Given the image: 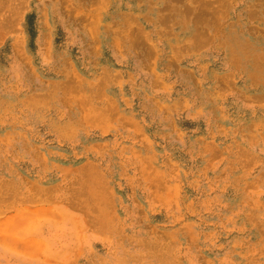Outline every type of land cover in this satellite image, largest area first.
I'll list each match as a JSON object with an SVG mask.
<instances>
[{
	"label": "rangeland",
	"instance_id": "1",
	"mask_svg": "<svg viewBox=\"0 0 264 264\" xmlns=\"http://www.w3.org/2000/svg\"><path fill=\"white\" fill-rule=\"evenodd\" d=\"M0 264H264V0H0Z\"/></svg>",
	"mask_w": 264,
	"mask_h": 264
}]
</instances>
